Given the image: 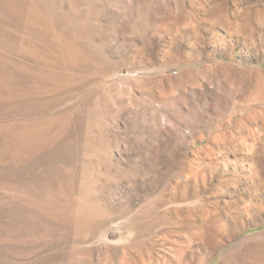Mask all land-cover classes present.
Returning a JSON list of instances; mask_svg holds the SVG:
<instances>
[{
  "label": "rangeland",
  "instance_id": "374dc122",
  "mask_svg": "<svg viewBox=\"0 0 264 264\" xmlns=\"http://www.w3.org/2000/svg\"><path fill=\"white\" fill-rule=\"evenodd\" d=\"M0 74V264H264V0H0Z\"/></svg>",
  "mask_w": 264,
  "mask_h": 264
},
{
  "label": "bare ground",
  "instance_id": "6f19581e",
  "mask_svg": "<svg viewBox=\"0 0 264 264\" xmlns=\"http://www.w3.org/2000/svg\"><path fill=\"white\" fill-rule=\"evenodd\" d=\"M19 9V8H18ZM28 21V20H27ZM2 24V23H1ZM26 31V30H25ZM2 33V32H1ZM3 40V39H2ZM4 74V73H3ZM29 74V73H28ZM57 77V76H56ZM0 79H3V83L5 84V87L7 89V92L8 90L10 91V89H12V87H15V86H21L22 88V80H20L19 78H17L16 75H12V74H7L6 76H2L0 74ZM58 79V78H57ZM60 80V79H59ZM42 83V82H41ZM45 83V82H44ZM54 84V83H53ZM54 86V85H53ZM5 89V90H6ZM15 89V88H14ZM37 89V88H36ZM39 89V88H38ZM22 90V89H21ZM12 91V90H11ZM42 91V90H41ZM40 91V92H41ZM52 91V90H51ZM7 92H1L0 91V94H6ZM13 92V91H12ZM37 92V91H36ZM39 92V93H40ZM9 93V92H8ZM11 93V92H10ZM22 93V92H21ZM37 93V94H39ZM15 94V93H14ZM19 95V94H18ZM22 95V94H21ZM36 95V94H35ZM17 96V95H16ZM6 97V96H5ZM13 101V100H12ZM14 102V101H13ZM56 102V101H55ZM10 103V102H9ZM41 103V102H40ZM27 105V104H26ZM35 105L38 106V102H33V103H30L27 107L28 110H30L31 108L33 109V107H36ZM13 103H11L10 105L6 106L10 109H13L14 107ZM24 107V106H23ZM53 108V107H52ZM25 109V108H24ZM27 110V111H28ZM46 110V109H45ZM12 111V110H11ZM26 111V110H25ZM34 112V111H32ZM39 112V111H38ZM36 112L35 113V116L36 114L38 113ZM27 113V112H26ZM24 113V114H26ZM40 114H45L46 113L43 111V112H40L38 115L40 116ZM37 115V116H38ZM42 115V116H43ZM5 116V115H4ZM29 116V115H28ZM41 116V117H42ZM39 118V117H38ZM60 118V117H59ZM1 119V118H0ZM64 119V118H63ZM57 120V118H56ZM66 120V119H65ZM68 120V119H67ZM42 122V121H41ZM27 124V123H26ZM17 124V125H13V126H3V125H0V149H3L5 152H7L6 156L4 157L5 159L10 160L12 163H16V164H20L21 162L24 161V155H35L36 152H37V145L39 143H44V146H46L48 144V142L46 141L48 138H50L51 134L48 132V129L51 128V126H54V119L52 118H47V120H45L43 122V124H40L39 122H34L32 124ZM61 128V127H60ZM65 129V128H64ZM65 131V130H64ZM58 132V131H57ZM50 134V135H49ZM61 134V133H60ZM50 142V141H49ZM48 147V146H47ZM65 151V150H64ZM3 152V151H2ZM4 152V153H5ZM41 152V151H40ZM45 152V151H44ZM50 152V150H49ZM39 153V152H38ZM1 154V153H0ZM48 155V154H47ZM50 155V154H49ZM4 156V155H3ZM2 157V156H1ZM0 160H2L0 158ZM26 162V160H25ZM29 162V161H28ZM9 163V162H7ZM51 163V162H50ZM5 164V163H4ZM21 165V164H20ZM19 166V165H17ZM38 166V164H37ZM13 167V166H12ZM58 167V166H57ZM21 169V168H20ZM33 172H36V171H33ZM2 174V173H1ZM4 174V173H3ZM31 174V173H30ZM47 175V174H46ZM39 176V175H38ZM40 177V176H39ZM31 178V177H30ZM47 178V177H46ZM49 178V177H48ZM47 178V179H48ZM29 179V178H28ZM35 179V178H34ZM30 180V179H29ZM43 180V179H42ZM9 181V180H8ZM34 181V180H33ZM39 181V180H38ZM223 181V180H222ZM45 182V181H43ZM52 182V181H51ZM13 183V182H12ZM225 183V182H224ZM11 184V183H10ZM6 182L4 183H1L0 184V187H4V188H10V189H14L13 186L14 185H10ZM18 183H15V186H17L16 188L18 189L17 191L20 193V195H17V194H13L11 196V200L13 202H16L20 205H28L29 207L31 208H37V207H40V203L37 202L36 200H29L31 202L28 203V200H27V197L25 195V191H24V194L22 193V190H21V187ZM24 184V183H23ZM26 184V183H25ZM31 184V183H30ZM29 184V185H30ZM218 185V184H217ZM222 185V184H221ZM23 187V186H22ZM46 187V186H45ZM49 187V186H48ZM15 188V189H16ZM29 188V187H28ZM25 189V188H24ZM44 189V188H43ZM50 189V188H49ZM48 189V190H49ZM35 190V189H34ZM47 190V191H48ZM16 191V192H17ZM45 191V190H44ZM50 191V190H49ZM39 193V192H38ZM44 193V192H43ZM52 193V192H51ZM51 195V194H50ZM55 195H57V193H55ZM9 196V197H10ZM52 196V195H51ZM43 197V196H42ZM46 197V196H45ZM49 197V195H48ZM41 198V197H40ZM43 200V199H42ZM55 200V199H54ZM58 200V199H56ZM55 200V201H56ZM44 201V200H43ZM45 202V201H44ZM58 202V201H57ZM28 203V204H27ZM43 203V202H42ZM59 203V202H58ZM56 203V206L55 205H52V207H55V209H57V204ZM47 204L48 206H50L51 203H45ZM44 206V205H43ZM59 206V204H58ZM61 206V205H60ZM60 208V207H59ZM63 208V207H62ZM67 207L63 208V209H66ZM49 209V208H48ZM52 209V208H50ZM37 210V209H36ZM42 210V209H41ZM40 210V211H41ZM54 210V209H53ZM243 210V209H242ZM39 211V212H40ZM57 211V210H56ZM55 211V212H56ZM235 211V210H234ZM245 211V210H244ZM53 212V211H52ZM240 212V211H239ZM238 212V216H241ZM41 213V212H40ZM48 213V212H47ZM233 213V212H232ZM40 215V214H39ZM56 215V214H55ZM236 215V214H235ZM8 224V223H7ZM2 225V224H1ZM7 227V226H6ZM18 228V227H17ZM1 231V230H0ZM16 231V230H15ZM15 235V234H14ZM10 241V240H9ZM1 242V241H0ZM4 242V241H3Z\"/></svg>",
  "mask_w": 264,
  "mask_h": 264
}]
</instances>
